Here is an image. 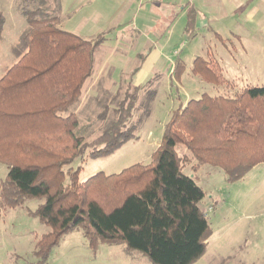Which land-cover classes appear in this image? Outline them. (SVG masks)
Masks as SVG:
<instances>
[{"label":"trees","instance_id":"obj_1","mask_svg":"<svg viewBox=\"0 0 264 264\" xmlns=\"http://www.w3.org/2000/svg\"><path fill=\"white\" fill-rule=\"evenodd\" d=\"M33 3L22 0L16 6L26 27L10 50L15 63L0 78V164L7 168L0 182V219L26 200H42L30 214L49 231L36 239L33 264H47L50 252L74 231L94 251L98 244L123 246L127 256L139 253L149 264H194L212 230L200 209L205 193L188 174L209 166L234 183L264 164V87H244L231 96L202 94L179 105L148 164L79 182L80 166L73 169L72 164L110 156L137 139L134 131L149 116L155 90L152 81L135 85L140 66L132 70L121 98L114 95V107L105 105L98 115L101 121L107 119L99 135L86 142L71 109L80 101L105 36L87 41L63 31L57 16ZM195 22L196 11L190 7L185 24L190 37ZM3 26L0 10V43ZM137 57L139 62L144 59ZM192 64L202 81L228 84L217 63L196 58ZM184 69L176 61L174 78ZM136 111L141 113L132 124ZM178 147L195 162L190 173H184L190 160L178 155Z\"/></svg>","mask_w":264,"mask_h":264},{"label":"rangeland","instance_id":"obj_2","mask_svg":"<svg viewBox=\"0 0 264 264\" xmlns=\"http://www.w3.org/2000/svg\"><path fill=\"white\" fill-rule=\"evenodd\" d=\"M21 1L0 0L4 16L0 78L15 63L10 50L26 27L25 19L16 10ZM140 2L144 5L141 8ZM233 3L230 0H163L160 3L155 0H34L32 6L42 7L59 18L61 30L87 41L99 34L105 36L95 53L93 73L83 87L80 101L71 109L84 128L86 142L99 135L107 119L101 121L98 115L114 95L119 94L118 99L121 98L132 70L141 65L149 52L155 50L158 57L151 67L140 68L133 79V83L141 86L152 81L155 90L154 99L148 105L149 116L134 131L137 139L110 156L72 164L73 169L80 166L79 182L97 173L118 174L134 164H148L161 141L164 126L179 105L202 94L231 96L244 87H264V6L257 4L254 28L243 19L244 9L250 5L248 0H242L240 9ZM186 5L193 6L197 12L191 37L185 32V8L180 9ZM219 6V13L208 12ZM139 55H144L142 62L138 60ZM196 58L217 63L228 84L215 86L202 81L192 70ZM178 60L184 63L185 69L175 79L172 70ZM143 97L144 91H141L138 103H143ZM140 113L133 114L132 124ZM110 117L111 112L106 118ZM177 153L190 160L184 164V173H190V166L195 163L190 153L182 147L177 148ZM6 174V166L0 164V182ZM188 175L195 177L205 193L200 209L212 230L203 256L194 264H264V164L255 166L234 183H227L221 170L209 166ZM41 203L40 199H29L3 212L0 264L35 262L36 239L49 231L30 214ZM47 264H149V261L139 253L127 256L123 246L98 244L94 251L81 232L74 231L50 252Z\"/></svg>","mask_w":264,"mask_h":264},{"label":"crops","instance_id":"obj_3","mask_svg":"<svg viewBox=\"0 0 264 264\" xmlns=\"http://www.w3.org/2000/svg\"><path fill=\"white\" fill-rule=\"evenodd\" d=\"M163 0H155L156 3H160L162 2ZM222 2H228L229 0H221ZM230 2H234L233 4H237V7L240 9L242 8V6H240V3L242 2V0H230ZM249 2V8H245L243 12V16H244V21L245 22H248V25L249 26H252L254 28H256V8H257V4L259 3V5H263L264 6V0H248ZM157 6H159L160 4H156ZM143 3H139V8L143 7ZM221 6V5H220ZM218 7V8H215L214 10H211V11H208L209 13L211 12H217L219 13L221 11V7ZM195 11L196 9L191 6ZM236 8V10H238V8ZM183 8H185V18H186V11L188 8H190L188 5H186L185 7L184 6H180V9L181 11L184 10ZM207 12V14H208ZM249 13V14H247ZM173 12L171 13V16H173ZM196 16H197V12H196ZM197 18V17H196ZM216 36H220L218 33H216ZM153 50V47L151 48V51ZM158 60V57H157V53L156 51H152V52H149V54H146L145 55V60L141 63L140 65V68L141 70H146L147 68L151 67L152 65H154L155 61ZM192 62V61H191ZM134 79V78H133ZM135 85L136 82H134Z\"/></svg>","mask_w":264,"mask_h":264}]
</instances>
